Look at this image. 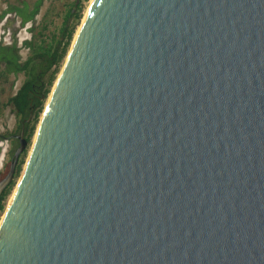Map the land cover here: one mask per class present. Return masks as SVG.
Here are the masks:
<instances>
[{
	"label": "water",
	"instance_id": "water-1",
	"mask_svg": "<svg viewBox=\"0 0 264 264\" xmlns=\"http://www.w3.org/2000/svg\"><path fill=\"white\" fill-rule=\"evenodd\" d=\"M0 264H264V0H92Z\"/></svg>",
	"mask_w": 264,
	"mask_h": 264
},
{
	"label": "trees",
	"instance_id": "trees-1",
	"mask_svg": "<svg viewBox=\"0 0 264 264\" xmlns=\"http://www.w3.org/2000/svg\"><path fill=\"white\" fill-rule=\"evenodd\" d=\"M87 1L73 0L67 7L61 25L55 32L47 34V25L43 24L37 31L28 27L29 31L33 33L29 39L23 40L19 47L14 38L7 44L0 43L1 83L3 82L2 79H5L10 73L23 75L21 84L7 98L4 106L10 107L18 122L14 129H20L21 124L25 123V138L28 143L32 139L38 117L43 109L44 100L64 63L75 27L82 18V12ZM40 3L41 1H37L30 12H28L27 5L22 9L14 8L11 11H14L15 15L20 18L19 24L23 26L33 21L34 16L38 13ZM5 13L0 14V20ZM19 48L27 51L25 57H22ZM28 119L29 121H27ZM25 152L22 153L16 166L12 182L1 194L0 211L4 208V201L20 173ZM8 168L9 163H5L4 170ZM5 174V172H0V179Z\"/></svg>",
	"mask_w": 264,
	"mask_h": 264
},
{
	"label": "rangeland",
	"instance_id": "rangeland-1",
	"mask_svg": "<svg viewBox=\"0 0 264 264\" xmlns=\"http://www.w3.org/2000/svg\"><path fill=\"white\" fill-rule=\"evenodd\" d=\"M37 1H41L39 5L38 13L34 16V19L32 22H28L27 24H24L21 26L19 24L20 18L15 15L14 11H11V9L14 8H24L26 5L28 6V12H30L34 8V4ZM73 0H0V14L5 13L4 17L0 20V43H9L12 41V39H16L18 47L20 46L21 42L23 40L29 39L31 37V34L33 32L29 31L28 27H32V29H35V31L39 30L41 25L45 24L47 25L46 33L50 34L52 32H55L56 29L61 25L62 18L65 14V11L69 4ZM88 0L85 3L83 12H82V18L85 14V10L88 7L89 4ZM17 11V10H16ZM81 18V20H82ZM80 22L76 25L75 31L73 34V38L75 36V33L77 31L78 26L81 23ZM72 38V40H73ZM72 43V41H71ZM71 45V44H70ZM70 48V47H69ZM20 53L22 57H25L27 51L25 49L19 48ZM62 67V66H61ZM59 74V73H58ZM57 74V76H58ZM56 76V79H57ZM55 79V80H56ZM23 80V75H15L13 73H10L6 76L5 79H2V83L0 80V134H6L8 132H11L15 128V123L17 120L14 117L13 111L10 109V107L4 106L5 102L7 101V98L19 87ZM55 82V81H54ZM54 82L50 88V91L54 85ZM50 94V92H49ZM46 97L43 103V109L38 117V122L40 120V117L43 113L44 107L46 105L47 99L49 97ZM38 122L35 126L34 133L36 131ZM33 133V136H34ZM32 136V138H33ZM32 139L30 143H28L27 148L25 149L24 154V160L21 166L20 173L18 174V177L16 178L13 188L11 189L10 193L8 194L6 200L4 201V208L0 211V217L4 213V210L6 209L9 198L15 188V185L20 177V174L22 172L30 145H31ZM9 142L5 141L4 139L0 138V171L3 170V165L6 161L7 157V150L9 148Z\"/></svg>",
	"mask_w": 264,
	"mask_h": 264
},
{
	"label": "flooded vegetation",
	"instance_id": "flooded-vegetation-1",
	"mask_svg": "<svg viewBox=\"0 0 264 264\" xmlns=\"http://www.w3.org/2000/svg\"><path fill=\"white\" fill-rule=\"evenodd\" d=\"M31 116V115H30ZM30 119V117H29ZM29 119L27 121H29ZM18 123V122H16ZM15 123V124H16ZM16 126V125H15ZM23 131V137L25 138V123H22L21 124V127L20 129H14L13 131L11 132H8L6 134H0V138L4 139L5 141H8L9 142V148L7 150V157H6V161L5 163H10L12 157H13V154L15 152V150L17 149V147L19 146L20 142H19V138L18 136L21 134V132ZM26 139V138H25ZM21 155L22 153L20 154L19 156V160L21 158ZM18 160V162H19ZM4 163V164H5ZM9 169V168H8ZM7 169V170H8ZM7 170H4V165H3V170L0 171V172H7ZM3 178V177H2Z\"/></svg>",
	"mask_w": 264,
	"mask_h": 264
},
{
	"label": "bare ground",
	"instance_id": "bare-ground-1",
	"mask_svg": "<svg viewBox=\"0 0 264 264\" xmlns=\"http://www.w3.org/2000/svg\"><path fill=\"white\" fill-rule=\"evenodd\" d=\"M90 2H92V0H90L89 3H90ZM88 5H89V4H88ZM87 9H88V7H87ZM87 9H86V10H87ZM86 10H85V12H86ZM79 26H80V25H79ZM79 26H78L77 30L79 29ZM76 33H77V31H76ZM76 33H75V34H76ZM11 196H12V194H11ZM11 196H10V198H9V201H10V199H11ZM3 214H4V213H3ZM3 214H2V216L0 217V221H1L2 217H3Z\"/></svg>",
	"mask_w": 264,
	"mask_h": 264
}]
</instances>
